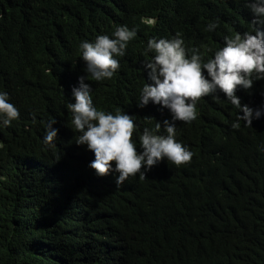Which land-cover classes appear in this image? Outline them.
I'll use <instances>...</instances> for the list:
<instances>
[{
  "label": "trees",
  "instance_id": "obj_1",
  "mask_svg": "<svg viewBox=\"0 0 264 264\" xmlns=\"http://www.w3.org/2000/svg\"><path fill=\"white\" fill-rule=\"evenodd\" d=\"M251 18L245 0H0V90L19 111L0 127V264H264V115L233 129L238 110L223 93L201 97L196 119L176 122L190 161L162 160L116 187L114 174L88 168L93 154L73 143L66 107L85 74L79 42L135 27L114 76L85 83L97 108L152 129L171 117L136 107L147 39L179 32L207 57ZM210 21L218 27L206 32ZM261 92L264 80L235 94L255 109ZM52 118L56 147L46 148L40 122Z\"/></svg>",
  "mask_w": 264,
  "mask_h": 264
},
{
  "label": "clouds",
  "instance_id": "obj_2",
  "mask_svg": "<svg viewBox=\"0 0 264 264\" xmlns=\"http://www.w3.org/2000/svg\"><path fill=\"white\" fill-rule=\"evenodd\" d=\"M245 7L252 17L250 30L225 35L222 47L207 50L211 56L206 57L195 46L186 48L179 32L168 39H147L141 55L148 57L151 53L142 63L149 82L139 88L136 107L159 105L167 109L171 119L156 122L154 128L145 127L142 132L133 116L120 108L114 113L97 108L93 104L92 88L85 83L89 78L99 82L114 76L120 67L115 57L125 55L128 42L136 36V28L117 25L110 36L100 34L92 42H79L78 53L85 74L77 77V85L71 88L73 102L66 107L76 133L73 143L93 154L88 168L97 177L112 173L119 187L133 175L145 179V173L162 160L175 166L189 162L192 152L176 139V122L196 119V105L201 97L211 96L216 100V94L223 93L225 101L238 110L231 123L233 129L240 127V121L250 126L254 119L264 115V102L253 109L241 104L235 94L238 89L248 91L254 82L264 80V0H245ZM144 22L154 24L155 20L148 18ZM217 27L218 22L210 21L203 30L213 32ZM261 96L264 97V92ZM18 117L19 111L10 102L8 93L0 90V127L9 126ZM32 122H36L34 117ZM40 123L44 129L42 144L46 148L56 147L55 119ZM134 131L139 147L132 139ZM258 151H264V145Z\"/></svg>",
  "mask_w": 264,
  "mask_h": 264
}]
</instances>
